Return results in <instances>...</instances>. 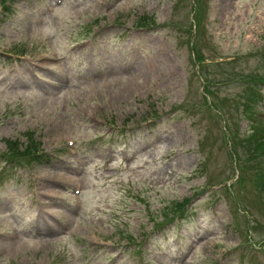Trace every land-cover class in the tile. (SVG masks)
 Here are the masks:
<instances>
[{"label": "rangeland", "instance_id": "374dc122", "mask_svg": "<svg viewBox=\"0 0 264 264\" xmlns=\"http://www.w3.org/2000/svg\"><path fill=\"white\" fill-rule=\"evenodd\" d=\"M2 1L0 171L7 141L25 146L27 133L47 151L72 141L78 152L0 178V264H264L249 228L251 215L264 220L256 167L244 164L231 191L197 195L208 181L203 164L215 184L237 174L238 152L221 127L234 132L238 123L244 134L252 122L241 98L228 101L243 83L220 89L226 120L202 105L188 33L165 27L179 0H11L9 11ZM190 2L180 10L185 24ZM205 6L198 43L227 62L216 80L250 74L264 50V0ZM145 20L158 26L140 27ZM186 102L196 110L181 108ZM188 197L189 217L154 227L163 207ZM252 235L262 240L264 230Z\"/></svg>", "mask_w": 264, "mask_h": 264}, {"label": "trees", "instance_id": "16d2710c", "mask_svg": "<svg viewBox=\"0 0 264 264\" xmlns=\"http://www.w3.org/2000/svg\"><path fill=\"white\" fill-rule=\"evenodd\" d=\"M34 151H32L31 148H29V151L24 153L25 156H31L33 154Z\"/></svg>", "mask_w": 264, "mask_h": 264}, {"label": "bare ground", "instance_id": "6f19581e", "mask_svg": "<svg viewBox=\"0 0 264 264\" xmlns=\"http://www.w3.org/2000/svg\"><path fill=\"white\" fill-rule=\"evenodd\" d=\"M129 75H130V76H132V75H133V73H130ZM175 75H176V74H175ZM138 77H139V76H138ZM138 77H136V78H138ZM131 79H135V78H131Z\"/></svg>", "mask_w": 264, "mask_h": 264}]
</instances>
